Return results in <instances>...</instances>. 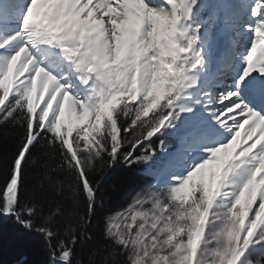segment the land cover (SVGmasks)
<instances>
[{"label": "snow or ice", "instance_id": "snow-or-ice-1", "mask_svg": "<svg viewBox=\"0 0 264 264\" xmlns=\"http://www.w3.org/2000/svg\"><path fill=\"white\" fill-rule=\"evenodd\" d=\"M6 128L38 264H264V0H0Z\"/></svg>", "mask_w": 264, "mask_h": 264}, {"label": "trees", "instance_id": "trees-1", "mask_svg": "<svg viewBox=\"0 0 264 264\" xmlns=\"http://www.w3.org/2000/svg\"><path fill=\"white\" fill-rule=\"evenodd\" d=\"M3 134H0V145L7 146L6 137L12 136L15 133L12 129L6 128L2 130ZM138 177V185L135 190L132 187H125L120 191L113 192L110 184L102 182V194L104 199L105 208L112 212L123 210L127 207L132 196L135 195V191L145 186L149 182L148 177H140L138 173H134ZM16 232H14L10 226H4L0 229V264H38L42 257L37 253L36 248L33 246H27L16 242ZM98 240L103 242L102 234L98 231ZM108 253L105 250L102 255H98L96 260L99 262Z\"/></svg>", "mask_w": 264, "mask_h": 264}, {"label": "rangeland", "instance_id": "rangeland-1", "mask_svg": "<svg viewBox=\"0 0 264 264\" xmlns=\"http://www.w3.org/2000/svg\"><path fill=\"white\" fill-rule=\"evenodd\" d=\"M90 119H91V118H90ZM131 199H132V198H131ZM130 202H131V200L129 201L128 205L130 204ZM128 205H127V207H128ZM127 207H126V208H127ZM124 209H125V208H124ZM120 211H121V210H120ZM117 212H119V211H117Z\"/></svg>", "mask_w": 264, "mask_h": 264}, {"label": "bare ground", "instance_id": "bare-ground-1", "mask_svg": "<svg viewBox=\"0 0 264 264\" xmlns=\"http://www.w3.org/2000/svg\"><path fill=\"white\" fill-rule=\"evenodd\" d=\"M90 119V118H89Z\"/></svg>", "mask_w": 264, "mask_h": 264}]
</instances>
